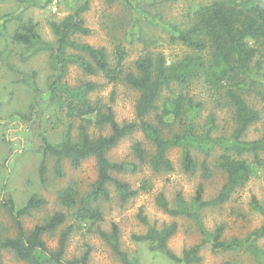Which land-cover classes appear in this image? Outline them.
Instances as JSON below:
<instances>
[{
  "label": "rangeland",
  "instance_id": "374dc122",
  "mask_svg": "<svg viewBox=\"0 0 264 264\" xmlns=\"http://www.w3.org/2000/svg\"><path fill=\"white\" fill-rule=\"evenodd\" d=\"M211 1L119 0L107 4L104 0H0V201L11 200L18 209L34 196L45 202L21 217V224L27 232L46 223L56 212L65 215L60 227L42 236L48 250L56 251L61 234L71 227L63 259H77L87 252L88 264H122L99 236V231L109 233L114 224L119 231L121 249L133 264H174L153 251L149 244L132 239L133 235L145 234L149 227L160 229L173 222L177 224L176 233L167 243L177 256L201 242V236L189 218L165 214L157 207L155 198L163 194L170 207H175L177 194L190 202L198 184L203 183L204 198L211 199L224 183V175L214 169L212 176L203 180L200 171L184 173L178 149L169 153L175 168L173 172H154L133 150L134 145L140 143L144 149L152 151L151 144L139 131L121 139L107 153L111 163L126 165L125 169L113 170L110 175L137 193L122 201L114 184L109 183V198H99L91 204L99 209L101 220L80 222L76 218L78 202L90 192L97 179L93 157L83 160L76 168L69 160H63L61 176L54 172L55 160L47 157L46 180L40 182L38 170L45 142L59 145L68 132L75 142L80 126L86 127L91 138L107 135L110 130L108 125H98L93 120L69 117L65 105L51 97V85L58 71L53 63L52 50L42 44L54 45L52 22L62 21L87 4L81 17L90 33L76 34L73 39L104 49L112 66L116 60V47H121L125 52L124 72L137 74L135 62L145 55L155 57L161 54L168 64L182 58L187 50L169 42L168 27L186 25L200 5ZM25 26H33L38 40L28 46L12 42L14 33ZM59 83L69 88L96 84L98 87L87 95L93 106L111 107L119 124L135 119L139 93L122 79L109 82L101 73L88 74L78 65L68 63ZM194 89L197 92V88ZM57 96L66 97L62 92ZM213 111L211 104L205 107L201 121L207 123L209 112ZM217 114L216 133L226 135L232 126L231 118L225 112ZM263 125L264 113L261 121L248 130L246 140L259 138ZM196 159L201 162L202 154L197 153ZM66 192L73 195L75 204L66 206L62 203L60 197ZM252 197L264 203V171H255L223 206L204 209L202 221L205 229L213 232L222 227L225 240L245 238L263 223L262 217L250 207ZM139 214L147 219L148 226L142 224ZM16 235L17 228L7 208L0 207V245ZM256 244L263 252L259 258L251 253H214L204 246L200 250L202 262L199 264H264V239ZM0 254L2 264H27L9 249H2Z\"/></svg>",
  "mask_w": 264,
  "mask_h": 264
},
{
  "label": "trees",
  "instance_id": "16d2710c",
  "mask_svg": "<svg viewBox=\"0 0 264 264\" xmlns=\"http://www.w3.org/2000/svg\"><path fill=\"white\" fill-rule=\"evenodd\" d=\"M104 1L113 4L119 0ZM86 8L87 4H83L62 21L52 22L50 28L55 37L54 45L42 44L52 50L53 63L58 71L51 85V97L60 105H65L69 117L108 125L109 134L91 138L86 127L80 126L75 142L69 132L59 145L45 142L38 170L40 182L46 180L47 157L55 160L54 172L57 176L62 175L63 160H69L76 168L83 160L93 157L97 165V179L90 192L78 202L76 218L80 222L101 220L99 209L91 207V204L99 198H109V183L114 184L122 201L137 193L130 190L128 184L110 175L111 171L125 169L126 165L111 163L107 153L121 139L139 131L151 144L152 151L144 149L140 143H136L133 150L154 172H173L175 168L169 153L178 149L184 173L200 171L205 180L216 169L224 175V183L211 199L204 198L205 188L203 183H199L190 202L177 194L175 207H170L163 194L156 196L155 203L162 212L171 217L189 218L201 236V242L184 250L181 256L175 255L167 245L177 231L175 222L160 229L149 227L145 234L133 235L132 239L149 244L153 251L174 264L201 263L200 250L204 246L214 253H251L261 257L263 252L256 242L264 239V203L252 197L250 207L262 217L263 223L242 239H223L222 227L213 232L207 231L202 211L223 206L255 171H264V125L259 138L246 140L248 130L261 121L264 113V0H213L200 5L186 25L169 26L167 29L169 42L181 45L187 53L171 64L161 54L155 57L145 55L135 62L137 74L124 72L125 52L121 47H116V60L112 66L104 49L73 39L76 34L90 33L81 17ZM37 40L33 26H25L12 36V42L27 46ZM68 63L78 65L88 74L101 73L109 82L122 79L135 89L139 93V101L134 121L119 124L111 107L93 106L87 95L98 87L96 84L88 83L77 88L61 85L59 79L65 74ZM61 92L66 95L65 99L57 96ZM209 104L214 111L209 112L207 123H204L200 116ZM217 112H225L231 118L232 126L226 135L216 133ZM197 153L203 156L201 162L196 159ZM60 199L66 206L76 203L69 192L63 193ZM44 203L34 196L18 209L11 200L0 201V207L7 208L17 228V235L5 239L0 251L9 249L27 264H88L87 252L77 259H63L71 227L61 234L56 251L46 247L42 236L64 223L62 212H56L46 223L25 231L21 217ZM139 219L148 226L144 216L140 215ZM99 236L122 264H133L121 249L115 224L109 233L99 231Z\"/></svg>",
  "mask_w": 264,
  "mask_h": 264
}]
</instances>
